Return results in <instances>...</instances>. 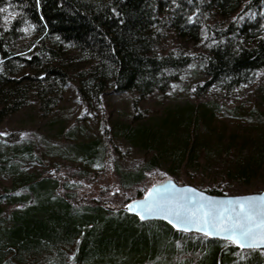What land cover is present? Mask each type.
Segmentation results:
<instances>
[{
  "label": "trees",
  "instance_id": "1",
  "mask_svg": "<svg viewBox=\"0 0 264 264\" xmlns=\"http://www.w3.org/2000/svg\"><path fill=\"white\" fill-rule=\"evenodd\" d=\"M0 9H7L0 12V122L32 105L50 115L73 87L86 106L109 93L167 94L194 64L197 98L214 90L233 100L264 71V0H0ZM218 107L187 104L160 125L116 122L117 135L154 152L139 170L118 169L122 187L157 168L169 178L186 166L209 170L223 157L233 159L229 176L264 186V127L225 144V132L211 126ZM100 147L105 156L100 140L74 142L68 151L76 157L68 159L87 173ZM1 157L0 170L18 180L0 194V264H176L182 255L183 264H264V251L78 200L70 181L22 171L38 157L32 145ZM205 192L224 195L217 187Z\"/></svg>",
  "mask_w": 264,
  "mask_h": 264
},
{
  "label": "rangeland",
  "instance_id": "2",
  "mask_svg": "<svg viewBox=\"0 0 264 264\" xmlns=\"http://www.w3.org/2000/svg\"><path fill=\"white\" fill-rule=\"evenodd\" d=\"M199 76V68L194 64L182 73L167 94H155L145 99L136 93H109L101 103L86 106L77 98L73 87L50 115L40 114L37 107L32 105L0 122V133H7L0 136V164L3 152L32 145L38 157L28 160L22 171L51 172L78 188V200L103 201L116 208L126 209L130 201L166 180H174L180 186H193L201 191L217 187L224 192L222 196L259 193L264 186L258 180L247 184L228 175L229 167L233 165L231 157L219 159L209 170L186 166L178 178H169L164 167L157 168L148 172L145 181L138 186L130 189L122 187L118 169L126 172L139 170L149 163L154 152L117 135L114 126L118 121L132 125L141 121L153 126L161 123L169 110L197 102H215L219 107L211 126L215 131L225 132V144L233 134H236L235 140L242 141L243 134L254 135L260 126L264 127V71L257 75L252 84L240 88L237 98L233 100L224 99L214 90L197 98L192 93V86L202 81ZM201 131L203 134L209 133L204 124H201ZM95 140L104 143L106 155L103 156V147H100L99 156L84 173L83 162L69 161L68 158L76 156L68 150L74 142ZM89 178L94 180H87ZM16 180L18 176L14 172L3 173L0 170V194H4L6 188H11ZM186 258L184 255L177 257L176 264H183Z\"/></svg>",
  "mask_w": 264,
  "mask_h": 264
},
{
  "label": "snow or ice",
  "instance_id": "3",
  "mask_svg": "<svg viewBox=\"0 0 264 264\" xmlns=\"http://www.w3.org/2000/svg\"><path fill=\"white\" fill-rule=\"evenodd\" d=\"M3 11L7 9H0ZM175 193L180 195L172 200L165 196ZM126 207L141 220L160 217L179 231L194 230L240 248L264 245V195L214 200L197 189L177 188L170 182L154 186L143 200H135Z\"/></svg>",
  "mask_w": 264,
  "mask_h": 264
},
{
  "label": "water",
  "instance_id": "4",
  "mask_svg": "<svg viewBox=\"0 0 264 264\" xmlns=\"http://www.w3.org/2000/svg\"><path fill=\"white\" fill-rule=\"evenodd\" d=\"M170 182H171V183H174V184L177 186V188L190 187V188L197 189V188H195V187H193V186H187V185H185V186H180V185H178L174 180H166V181H164V182H161V183L155 184L154 186L159 187V186H161V185H165V184H168V183H170ZM154 186H152L150 189H153ZM150 189H149V190H150ZM197 190H198V192H201V193H203L205 196H207V197H209V198H212V199H214V200H229V199H236V198H242V197L264 195V190L261 191V192H259V193H253V194L241 195V196H215V195L209 194V193H207V192H205V191H201V190H199V189H197ZM147 192H148V191H147ZM146 194H147V193H146ZM146 194H145V195H146ZM179 195H180L179 193H175V194H165L166 198H167V199H170V200L175 199V198H178ZM144 197H145V196H143V197H141V198H138V199H135V200H143ZM135 200H133V201H135ZM133 201H130L128 204L132 203ZM173 206H174V205H173ZM126 212H127L128 214H130V215L136 216V217H137L140 221H142V222L161 221V222H164V223L168 224L169 226H171V227H172L175 231H177V232H183V233H187V234H199V235L204 236L202 233H200V232H196V231H194V230H193V231H188V232L179 231V230H177V228H174L171 224H169V223L167 222V220H165V219H163V218H160V217H151V218H148V219H145V220H141V219L139 218V216L135 214V212H130V211H128L127 207H126ZM205 237H206V236H205ZM207 238H209V239H217V240L225 241V240H223V239H219V238H216V237L211 236V235L207 236ZM226 242H227V241H226ZM233 245H234V244H233ZM234 246L237 247V248H239V249H241V250H243V251H248V250L264 251V245H261L260 247H256V248H249V247L240 248V247H238V246H236V245H234Z\"/></svg>",
  "mask_w": 264,
  "mask_h": 264
}]
</instances>
